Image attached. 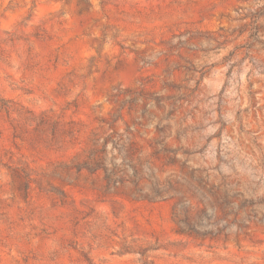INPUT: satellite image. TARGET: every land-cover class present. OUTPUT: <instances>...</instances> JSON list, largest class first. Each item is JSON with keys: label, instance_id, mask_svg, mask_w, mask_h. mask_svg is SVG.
Listing matches in <instances>:
<instances>
[{"label": "rangeland", "instance_id": "rangeland-1", "mask_svg": "<svg viewBox=\"0 0 264 264\" xmlns=\"http://www.w3.org/2000/svg\"><path fill=\"white\" fill-rule=\"evenodd\" d=\"M0 264H264V0H0Z\"/></svg>", "mask_w": 264, "mask_h": 264}]
</instances>
